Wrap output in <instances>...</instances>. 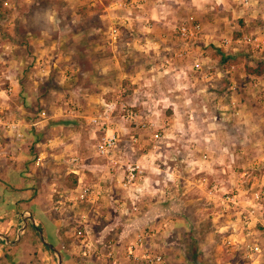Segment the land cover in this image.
Wrapping results in <instances>:
<instances>
[{"label": "rangeland", "instance_id": "obj_1", "mask_svg": "<svg viewBox=\"0 0 264 264\" xmlns=\"http://www.w3.org/2000/svg\"><path fill=\"white\" fill-rule=\"evenodd\" d=\"M147 1L150 7H156L158 4L154 2L155 0H145V3ZM194 1L167 0L169 5L167 7L171 8L167 14L171 15L172 22L166 24L168 30L161 35L158 31L145 29L143 19L142 21L139 19L143 17L139 8L137 11L133 8L131 12L124 11L123 8L117 9V13L130 14L136 18L138 24H135L134 29L137 39L146 35L155 40L165 38L167 41H162L161 45L149 43L147 46L140 40L135 44L133 34L130 32L134 30H129L130 26L126 25H120L122 33L116 43H111L113 38L108 33L109 21L102 19L97 13L98 7H103V4L97 2L94 5L92 4L94 0H0V16L12 20L16 15H21L25 23L19 26V32L23 35L28 29L40 31L42 24H46L48 18L52 16L57 20L58 27L52 32L53 36L61 34L66 40L51 49L53 60L50 59L52 71L49 75L32 73L30 68L27 74L39 82L38 88L33 90V94L39 100L37 103L39 113L59 114L62 111L60 105H68V100L74 101L83 112L82 116H71L74 118L71 120L76 121L70 122L68 126L72 129L68 132L69 142L73 144L70 148L78 151L70 155L58 153V158L52 157L57 166L54 174L60 183L57 184L58 189L68 190L66 188L68 186H78L79 178L73 173L66 174L65 165V162L67 165L70 163L65 159L77 153L82 158L80 167L82 173L84 172V178H89L104 187L106 194L114 192L123 196L127 192L118 180L122 170L114 168V161L110 157L99 155L97 152L96 144L103 131L98 130L89 118L97 114L103 108V104L97 102L83 104L79 102V98L72 97L68 90L75 84L93 85L94 81L99 79L97 72H92L93 68H89L88 71L70 70L63 64L65 59L60 51L67 52L70 36L77 34L71 40L73 45L85 49L88 45L94 46L98 42H104L109 46L106 51L112 52L116 57L114 63L109 62L112 71L106 74V82L113 87L103 92L106 93V99L122 100L128 106H134L151 116H158L151 129L164 128L163 138L157 142L159 148H154L155 142L150 140V131L141 136L133 149L131 138L129 134L125 135L124 130L123 140L119 145L116 157L119 159L118 166H123L128 159L137 161L144 168L145 174L151 178L142 191L145 200H151L146 203L144 200L141 204L145 207L152 203L167 205L168 213H165L167 221L178 223L177 221L181 219L185 221L187 228L191 224L188 231L174 233L172 238L177 240L179 237V241L188 251L201 250L200 260H206L207 255L210 256L209 260L218 253L222 258L221 264H245L247 259L243 245L227 243L224 234L227 231H223L225 228H222L230 217L223 215L217 204L210 200L199 178L204 173L212 172L213 177L230 189H237L236 183L239 182L248 190L247 192L254 181H262L264 102L254 86L255 75L250 74L246 68L248 65L256 66L264 60V50L241 42L239 38L245 34L264 35V0L251 5H246L241 0H202V7L196 5ZM110 2L111 0H104L105 4ZM190 14L199 18L204 25L205 35L202 40L193 44V51L198 54L203 52L206 57L207 66L213 73L210 81L197 77L186 61H175L167 66L163 63L167 56H173L175 49L181 46L177 41L175 25ZM155 21L156 18L153 16L151 22ZM86 28L96 38L102 35L104 37L102 40L89 41L84 35ZM167 32H170V35ZM207 32L214 34L208 41ZM2 47L0 44V48ZM112 48L115 50L112 51ZM27 50L28 54H31L33 46L29 45ZM30 56L33 61L34 54ZM54 60L57 65H54ZM86 64L87 67H91L89 61ZM233 64L236 65L235 69L231 68ZM181 67H185L188 72L186 74L181 72ZM261 77L260 82L264 83V75ZM43 98L47 99L48 104ZM52 102L53 107L49 109ZM238 110L241 114L246 113L250 116V127L237 117ZM123 114V106L119 104L114 117L122 128L126 125L122 119ZM53 129L58 135L60 133L56 132L58 129L66 128L55 126ZM65 140H68V137ZM192 143L196 144L197 149L191 156L188 152ZM62 144L65 143L54 146L59 148ZM228 146L234 151H228L229 149H226ZM48 147L53 150V147L49 145ZM205 149L210 150L212 155L210 161L202 160ZM199 170H202V173H199ZM166 190H171L172 193L169 194ZM66 194L58 205L63 210L59 214L63 213L65 216L63 225L71 229L70 234L73 232L76 236L87 235V228L94 231L102 229L113 220L110 210L112 205L108 200L100 202L78 200L75 198L77 191L71 189L66 191ZM255 224L253 229L257 235L254 241L264 245L258 231L260 223L256 226ZM199 254L191 255L197 259ZM259 259L261 264H264V254ZM213 261L211 258L210 262Z\"/></svg>", "mask_w": 264, "mask_h": 264}, {"label": "crops", "instance_id": "obj_2", "mask_svg": "<svg viewBox=\"0 0 264 264\" xmlns=\"http://www.w3.org/2000/svg\"><path fill=\"white\" fill-rule=\"evenodd\" d=\"M94 1L92 2L94 5L97 2L103 4V7H98L97 13L102 19L109 21L108 33L113 38L111 43L114 44L118 39L114 37L112 29L115 26H122L119 17L127 14L117 13L118 7L115 5L117 0H111L110 4H105L104 0ZM154 2H158L156 7H150L147 1L143 5L144 8L139 9L143 14V17L139 19L141 21L143 19L142 24L147 31L155 30L161 35L168 30L166 24L169 21L172 22L171 15L167 14L170 13L171 8L167 7V0H155ZM194 3L199 7L203 6L202 0H195ZM123 10L129 12L128 9ZM153 16L156 18L154 23L151 22ZM22 19L21 15H16L12 20L0 16V44L3 46L0 48V59L3 58L8 62L5 69L13 79L14 87L11 94L5 90L0 91V233L3 234L0 235V264H61L57 251L42 239L39 229L43 230L46 239L60 250L63 264H221L222 258L218 256V253L211 257L214 259L212 263L211 258L208 260L209 255H205L206 260H200L202 255L199 251L201 250L188 251L179 241V237L177 240L172 238L174 233L188 231L191 224L187 228V224L181 219L177 221L178 223L167 221L165 214L168 213L167 205L152 203L145 207L140 203L139 210L134 211L130 207L127 194L123 196L114 192L106 194L104 187L89 178H84L80 162L74 163L71 158H68L65 159L70 162L68 165L65 162L66 174L73 173L77 176L79 184L76 187L66 188L78 192L82 185L94 184V196L88 200H99V202L108 200L112 205L110 210L113 217L111 223L102 229L94 231L92 228H87V235L76 236L73 232L70 234L71 229L63 225L62 221L65 216L62 215L63 213L59 214L63 210L58 205L62 197L67 196L66 191L68 190L60 191L57 187L60 183L56 179L57 175L54 174L57 166L52 157L58 158V153H69L70 155L78 151V149L71 150L70 148L73 144L69 142L68 132L72 129L68 126L70 122L76 121L71 120L74 119L71 116H82L83 112L81 107L72 110L74 106H78L72 100H68L66 106L60 105L62 111L59 114L38 112L39 100L33 94V90L38 88L39 82L32 75H27L30 72L28 68L32 70V73L49 75L52 71L51 60H53L51 49L66 40L61 34L53 36L52 32L58 27L56 26L57 20L52 16L48 18L46 24H42L40 31L28 29L24 35L19 32V26L25 23V19ZM148 20H150L149 26L147 25ZM135 24L138 23L134 17L130 23H124L126 27L130 26L129 30H134L130 32L136 44L140 39L136 37ZM87 29L84 30V35L89 41L102 40L104 37L102 35L96 38ZM167 34L170 35V32ZM76 36L77 34L70 36L67 52L60 51L65 59L63 64L70 70L88 71L89 68H93L92 72H97L99 79L95 80L93 85L75 84L68 90L72 97L79 98V102L83 104L103 103L107 100L106 93L103 92L113 89L112 84L106 82V74L112 71L109 62L114 63L116 57L112 52L106 51L109 46L104 42H98L94 46L88 45L85 49L73 45L71 40ZM211 37H214V34L207 32V41ZM28 43L33 46L31 54H28ZM112 49V51L115 50V48ZM33 54L34 60L31 61L32 56L30 55ZM39 57L46 60L47 72H43L38 67L36 59ZM87 61L91 67H87ZM54 65H57L55 60ZM72 97L70 99H73ZM43 100L47 102L46 98ZM50 107L49 109H52L53 102ZM238 115L241 122L249 124L248 114H241L238 110ZM16 120L21 124L18 129L14 130L6 125ZM55 126H64L66 129H63L64 132L58 129L56 132L60 133L56 135L53 129ZM248 126L250 127V124ZM20 129L24 136L17 135L16 130L20 131ZM66 137L68 140H65ZM62 142L68 145L62 144V147L65 146L64 149L55 148V144ZM48 145L53 147V150H50ZM226 149L230 152L234 151L230 150L229 146ZM262 183L264 184V179ZM236 185L238 189L245 192L243 185L239 182ZM150 200L146 199L144 202H150ZM30 214L35 217L36 222L32 223L31 219H28V226L21 234L24 217ZM229 226L230 222L227 220L226 225L222 227L226 229L223 231H227L224 232L226 238L242 236L241 232H235ZM263 227L264 212L261 214L258 229L259 236L264 240ZM4 236H8V239ZM194 252L199 254L197 259L191 255H195ZM159 256L161 259H157Z\"/></svg>", "mask_w": 264, "mask_h": 264}, {"label": "built area", "instance_id": "obj_3", "mask_svg": "<svg viewBox=\"0 0 264 264\" xmlns=\"http://www.w3.org/2000/svg\"><path fill=\"white\" fill-rule=\"evenodd\" d=\"M246 5L254 4L260 0H241ZM8 3V2H6ZM115 5L118 8L128 9L129 12L133 8L143 9L145 5V0H117ZM120 24L130 23L131 15L127 14L120 16ZM150 20L147 21L149 26ZM175 32L177 33V40L181 43L179 49L176 50L173 56H167L163 62L167 64L173 63L175 61H186L189 63L191 70L197 74V77H201L204 80L210 81L213 78V73L211 69L207 66L206 57L201 54L193 51V44L199 40H202L204 37V25L195 15L190 14L187 17L183 18L181 22L174 27ZM112 33L116 39L122 33L119 26H115L112 29ZM147 46L149 43L154 45L165 41V38L155 40L150 35H146L140 39ZM239 41L252 45L254 48L259 50H264V35L262 34H245ZM175 59V60H174ZM36 63L38 67L41 68L43 72H47V62L44 58H37ZM7 61L3 58L0 59V91L5 90L8 94H11L14 90L13 79L11 78L5 66ZM232 69L236 68V65L231 66ZM169 70V69H168ZM181 72L187 73L185 67H181ZM254 86L257 89L258 96L264 102V83L260 82L261 77L254 76ZM236 85V83H235ZM233 86V88L235 87ZM103 108L95 115L90 116L91 123L98 128V130L103 131L102 137L98 140L96 144L97 152L99 155L110 157L114 161V168L116 170H122L119 176L120 185L127 191V197L130 200V207L132 210L137 211L140 208V203L143 201L145 196L142 194V191L146 188L149 178L145 174V170L140 163L134 160H127L124 162L123 166H118L119 159L116 158L119 152V145L123 140L124 130L126 134H129L131 142L133 144V149L135 145L141 139V136L150 131L149 134L150 140L155 142L154 148H159L157 142L163 138L164 128H154L158 120V116H151L146 114L134 106H128V104L122 100L120 101H104ZM123 106L124 114L122 119L125 122V127L122 128L119 121H115V112L118 105ZM79 109V106H74L72 110ZM155 122V123H154ZM8 125L12 129H18L20 127V122L18 120L12 121ZM18 136H24L23 131L16 130ZM147 135V134H146ZM197 149L196 144H191L189 147L188 155H193L194 150ZM211 153L209 149L203 150L202 160L210 161ZM81 156L75 154L71 157V161L74 163L81 162ZM122 167V168H121ZM199 173H202V170H199ZM264 179V173L262 174V180ZM199 182L207 190L208 196L212 202H215L219 207L220 211L228 215L227 220L230 222V229L235 232H241V237H227V243L231 245H240L244 248L245 258L247 259L245 264H261L260 256L264 254V245L259 241H254L256 238L254 232V224L260 223L261 214L264 212V184L261 180L254 181L249 192H245L240 189H230L223 182L212 176V172L204 173L200 178ZM95 186L91 184H84L80 187L76 194V199L78 200H88L95 193ZM169 194L172 193L171 190H166ZM100 194V192L98 193ZM80 234H83L82 231H79ZM260 239V237H258ZM161 259V257H157Z\"/></svg>", "mask_w": 264, "mask_h": 264}, {"label": "water", "instance_id": "obj_4", "mask_svg": "<svg viewBox=\"0 0 264 264\" xmlns=\"http://www.w3.org/2000/svg\"><path fill=\"white\" fill-rule=\"evenodd\" d=\"M25 219H24V222H23V224H22V228H21V234L25 231V229L27 228V226H28V219H31V221H32V223H35L36 222V220H35V217L32 215V214H30V215H28V216H25L24 217ZM40 230V234H41V236H42V239L45 241V242H47L54 250H56L57 251V253H58V255H59V258H60V262H61V264H63V258H62V253L60 252V250H58L57 248H56V246H54L52 243H50L47 239H46V237L44 236V234H43V230H41V229H39ZM0 235H3L2 233H0ZM4 238H6V239H8V236H4Z\"/></svg>", "mask_w": 264, "mask_h": 264}, {"label": "trees", "instance_id": "obj_5", "mask_svg": "<svg viewBox=\"0 0 264 264\" xmlns=\"http://www.w3.org/2000/svg\"><path fill=\"white\" fill-rule=\"evenodd\" d=\"M247 71L250 74H254L257 76H263L264 75V60L260 61L256 66H247Z\"/></svg>", "mask_w": 264, "mask_h": 264}]
</instances>
